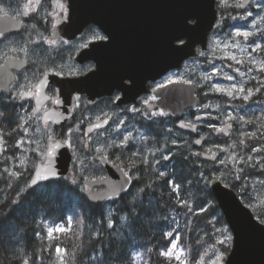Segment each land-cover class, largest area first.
I'll return each instance as SVG.
<instances>
[{"label": "rangeland", "instance_id": "rangeland-1", "mask_svg": "<svg viewBox=\"0 0 264 264\" xmlns=\"http://www.w3.org/2000/svg\"><path fill=\"white\" fill-rule=\"evenodd\" d=\"M61 2L63 10L59 8ZM66 4V0H0V15L27 20L21 32L7 34L0 40V59L17 55L33 61L22 81L13 87L14 91L21 92L22 99L27 100L33 94L37 69L42 64L64 65V69L73 72L82 70L73 62L81 42H59L50 38L53 27L64 19L62 11H66ZM217 4L223 16L219 17L208 50L187 62L181 72L171 73L165 79L166 82L190 83L200 89V102L193 110H189V119L186 121L198 125V134L194 136L177 128L176 121L179 119H174L168 110L160 109L154 96L147 98L144 105L156 106V109H128L125 111L127 118L122 116L121 120L117 115L123 110L117 111L111 129L107 132L104 129V132L87 133L85 128L90 122L84 120L80 111L65 135V141L75 153L74 165L66 179L72 184H79L83 190V182L89 180L87 178L91 175L103 177L104 173L97 161L100 156L123 163L126 173L136 181L141 178L143 169H147L146 165L151 164L153 173L157 171L159 165H164V161L169 158L170 152H192L202 159L204 154H217L215 162L207 160L211 163L210 184L220 180L230 187L238 178L242 185L236 192L264 223V103L254 100L252 103L256 104L250 106L258 90L264 87V47L261 40V32H264V0H251L245 8L242 7V0H217ZM38 18L44 22L36 28L35 21ZM238 32H247L248 36H238ZM248 82L252 83L248 85ZM81 105L82 102L77 107ZM75 110L79 111L78 108ZM17 114L15 119L13 117L15 126L6 127L0 123V204L3 201L17 202L30 189L32 170L39 162L44 163L48 142L58 136L55 127L45 124L34 109H20V114ZM87 116L91 119L90 115ZM198 116L202 119L197 123L195 118ZM137 120L151 121L156 125L159 123L163 136L146 132ZM226 125L232 127L228 136L215 133ZM156 127L159 128L158 125ZM10 128L11 131L18 129V136L14 140L7 137ZM197 138L204 141L203 148L194 146L193 142ZM15 141L17 149H14ZM10 149L12 152H9ZM136 162L144 164L140 173L134 165ZM240 166L243 169L249 167L254 173L243 176L246 170L243 171ZM118 198L104 204L107 213H112L111 203ZM39 220L41 248L47 251L45 258L35 257V264H73L68 249L60 243V238L68 232L72 221L69 220V224L65 225L43 217ZM175 228H178L177 224ZM56 229L64 231L58 232ZM212 234L208 252L192 261L178 243L179 235L176 234L162 252L170 253L163 255L165 264H224L227 257L224 248H231L232 233L227 225H218ZM166 236H171L170 231ZM173 244L175 248H172ZM21 253L23 256V249ZM133 254L135 264H141L143 254L138 251ZM25 262L30 261L24 255Z\"/></svg>", "mask_w": 264, "mask_h": 264}, {"label": "water", "instance_id": "water-1", "mask_svg": "<svg viewBox=\"0 0 264 264\" xmlns=\"http://www.w3.org/2000/svg\"><path fill=\"white\" fill-rule=\"evenodd\" d=\"M251 0H242V7ZM217 0H68L69 16L53 34V38L74 39L90 23L97 24L110 37L107 52L101 55V44L84 49L77 56L80 63L86 62L95 53L96 69L85 76L59 78L45 75L37 84V109L41 111L43 94L49 84L60 89V98L55 107L43 116L45 123L66 125L72 118L70 107L75 94H86L92 101L111 94L112 86L123 92L120 104L137 100L146 92L148 81H156L170 70L178 69L184 61L197 56V47H208L209 35L218 20ZM22 23L8 15H0V38L19 32ZM184 41L182 44L178 42ZM26 61L8 59L0 66V91H9L15 77L11 69H22ZM131 81L130 85L125 80ZM157 105L171 112L174 119L198 104V87L187 83H170L158 90ZM201 116L195 118L199 122ZM102 124V127H105ZM188 125V127H182ZM182 131L198 134V125L184 120L177 123ZM230 125L217 129V135L227 136ZM196 140H200L199 144ZM198 149L204 141L193 142ZM73 153L62 136L50 141L44 163L38 164L29 186L58 180L70 174ZM205 159L215 162L217 154H204ZM107 171V178L86 182L85 193L91 203H104L123 194L131 179L120 168L100 159ZM47 177V178H46ZM95 185L106 186L107 192H93ZM213 196L232 233V246L225 264H264V223L248 207L238 193L220 180L210 185ZM23 264H30L25 262Z\"/></svg>", "mask_w": 264, "mask_h": 264}, {"label": "trees", "instance_id": "trees-1", "mask_svg": "<svg viewBox=\"0 0 264 264\" xmlns=\"http://www.w3.org/2000/svg\"><path fill=\"white\" fill-rule=\"evenodd\" d=\"M261 35L264 47V32ZM254 100L264 103V87L250 106L256 104ZM4 112L8 126H15L14 111ZM9 130L7 137L14 140L18 129ZM170 153L154 173L152 168L143 169L141 178L111 203L112 213H107L103 204L89 202L80 185L67 177L30 188L17 202L3 201L0 264H23L24 255L30 264H35L36 256L46 257L39 239L40 217L65 225L72 221L60 243L68 249L73 264H135V251L143 254L141 264H165L162 252L176 234L190 261L206 254L213 229L227 225L210 188V160L192 152ZM239 168L246 170L243 176L254 173L249 167ZM237 179L230 185L235 191L242 185ZM224 251L228 255L230 248Z\"/></svg>", "mask_w": 264, "mask_h": 264}, {"label": "flooded vegetation", "instance_id": "flooded-vegetation-1", "mask_svg": "<svg viewBox=\"0 0 264 264\" xmlns=\"http://www.w3.org/2000/svg\"><path fill=\"white\" fill-rule=\"evenodd\" d=\"M66 3H67L66 4V7H67L66 11H62L64 14V19L61 21L60 24L53 27V29L50 32V38L54 41H59V42H69V43L81 42L80 49L73 56V62H74V65L81 67L82 70L78 71V72H73V71H69L68 69H64V65H59V64L56 65L54 63H51V65L48 64V66H44L43 64L40 65V67L37 69L38 77H37L35 86L33 88V94L31 95V97H29L26 100V99H22L21 92L14 91L13 87L18 82L22 81L21 79L23 78L25 73L32 67L33 61L29 60V59L21 58L17 55L3 56L0 59V66H3L5 64V62L11 58H15V59L27 62V65L20 70L11 69V71L15 77V80L11 84L9 91H0V123L1 124L3 123L4 126L8 125V122H6L4 120V118L2 117V115H3L2 113H5L4 109H12L14 111V119L16 118L17 112H18L17 116L20 114V109H34L35 114H37L38 116H41L42 121L44 122V120H43L44 114L46 112L50 111L51 109H53L55 107L57 100L60 98V89L53 84H49L45 89V93L43 94V97L45 98L44 105L40 108L41 111L37 112L36 111V109H37L36 86L39 83V81L47 74L56 75L59 78H66V77L85 76L86 74L95 70L96 69V61L94 59L95 53L90 54V58L84 63H80L77 61V56L80 54V52L84 49H90L92 47V45H94V44H97V43L101 44V55L103 57L106 55V52H107L106 45L110 41V37H109L108 33H106V31H104L102 28H100L95 23H90L89 25H87L84 28V30L80 34H78L74 39H69L67 37L53 38L54 31L61 24L66 22L68 19V16H69L68 0H66ZM63 6H64L63 3L61 2L59 8L61 10H63ZM218 9H219V7H218ZM16 20H18L22 23V29H21V31H22L27 24V20L22 19V18H17ZM43 22L44 21L42 20V18H38L35 21L36 28H39L40 24H43ZM21 31H19V32H21ZM19 32H14V33H19ZM8 35H10V34H8ZM5 36H7V34L4 35L3 37H1L0 40L3 39ZM198 51L200 54L201 53L200 49ZM187 62H189V61H187ZM184 66L179 70H173V71L168 72L159 80L148 81L146 84V92L144 94H142L140 97H138L136 101L128 103V104H125V103L120 104V101L123 98V92L121 90H119V88H115V86H112L111 94L99 97V98L95 99L94 101L90 100L86 94H75V102L70 107L73 115H72V118L70 119V121L66 125L57 126L53 123H45V122L44 123L52 125L53 127H55V129L58 132V136L64 135L63 139L65 141V135H66L67 131L73 125L72 121L76 120L78 113L81 111V113L84 116V120L86 122H88V121L90 122V125L85 128V131L87 133L92 134V133H95L99 130H103V132H104V129H105V132H107L111 129V125L113 124V120L115 119V115L117 114V111L123 110V112H121L117 115L121 120L123 118L122 116H124V118H127V116H126L127 112H125V111L128 109H156V106L146 107L144 105V102L146 101L147 98L154 96L156 98L155 100H156V104H157L158 100H157V97L155 96L154 92L156 90H158L159 88L164 87L166 84L172 82V81L166 82L165 81L166 77L171 75V73L181 72L184 69ZM125 84L130 85L131 81L129 79H126ZM198 95H200V89H199ZM81 102H82L81 107H77V104L81 103ZM77 108L79 109V111L75 110ZM188 113H189V110L186 111L180 117V119L178 121H180V120L187 121V119H189ZM87 115H90L91 119H88ZM113 115H114V117H113ZM129 118H130V114H129ZM137 121H138L139 125L142 126L141 128L143 130H145L146 132H149L150 134L152 132L153 134H156L155 136H158V137L163 136V132H162L163 130H162L161 125L159 123H157V125L159 126V129H160V132L158 134L157 133L158 127H156L157 125L154 124V122H151V121L147 122L144 120H137ZM178 121H176V125H177ZM104 123H106L105 127H102V124H104ZM60 131H62V132H60ZM49 142H48V144H49ZM16 144L17 143L15 141L14 149L18 148ZM69 146H70V144H69ZM10 147H12V146H10ZM70 148H71V146H70ZM47 149H48V147H47ZM47 149H46V152H47ZM71 150H72V148H71ZM9 152H12V150L10 149ZM73 153H74V151H73ZM101 157L105 158L111 166L122 169L124 171V173L128 177H130L126 173V171L124 170L123 167H125V165L123 163H119L117 161H114V159L106 157V156H100L97 159V161H98V163H100V170H101V172L103 171L104 175H103V177H100V175H98V174L91 175L92 177L87 178L89 180H86L83 182V190L85 188L84 184L86 182L101 181V180H104L105 178H107V171L103 167V165L100 161ZM45 158H46V153H45ZM74 158H75V153H74ZM137 158H139V157H137ZM140 161H141V159H140ZM73 162H74V160H73ZM73 162L71 164V170H72V166L74 165ZM140 163L141 162H136L134 164L139 168V170H137V171H139V173H140L141 167L144 166V164H142V166H140ZM39 164H40V162H39ZM37 166H38V164H37ZM146 167H148L149 169L152 168L151 164L146 165ZM35 169L32 170L30 179H31ZM130 179H131V184H130L128 189H130L134 183V181L131 177H130ZM29 183H30V180H29ZM92 191L93 192H107L108 189L106 186L95 185V186H93ZM110 200L111 199H109L107 201V203H109ZM95 205H97V204H95Z\"/></svg>", "mask_w": 264, "mask_h": 264}, {"label": "snow or ice", "instance_id": "snow-or-ice-1", "mask_svg": "<svg viewBox=\"0 0 264 264\" xmlns=\"http://www.w3.org/2000/svg\"><path fill=\"white\" fill-rule=\"evenodd\" d=\"M237 35H238V36H244V37H247V36H248V33H247V32H243V33L238 32ZM257 47H259V45H257ZM228 79H231V77H229ZM217 90L220 91L221 89L217 88ZM240 91H243V89H240ZM161 115H163V113H161ZM182 127H188V125H182ZM125 139H127V137H125ZM200 142H201L200 140H196V143H197V144H199ZM46 178H47V177H46ZM56 231H58V232H62V231H64V229H56ZM175 247H176V245L173 244V245H172V248H175ZM169 254H170V253H162V255H169Z\"/></svg>", "mask_w": 264, "mask_h": 264}, {"label": "bare ground", "instance_id": "bare-ground-1", "mask_svg": "<svg viewBox=\"0 0 264 264\" xmlns=\"http://www.w3.org/2000/svg\"><path fill=\"white\" fill-rule=\"evenodd\" d=\"M9 113H10V111H9ZM7 115H8V114H7ZM12 122H13V121H12ZM263 160H264V158H263ZM263 160H262V161H263Z\"/></svg>", "mask_w": 264, "mask_h": 264}]
</instances>
